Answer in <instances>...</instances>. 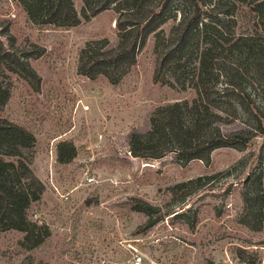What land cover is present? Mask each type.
I'll list each match as a JSON object with an SVG mask.
<instances>
[{
	"label": "rangeland",
	"instance_id": "1",
	"mask_svg": "<svg viewBox=\"0 0 264 264\" xmlns=\"http://www.w3.org/2000/svg\"><path fill=\"white\" fill-rule=\"evenodd\" d=\"M73 3L81 21L66 29L35 25L17 0H0V31L6 30L17 46L36 44L45 50L30 60L41 79L38 91L8 73L10 98L0 118L35 138L28 153L44 192L27 215L49 232L31 251L20 246L21 233H1L0 264H102L136 252L152 264H264V119L242 112L227 117L223 133L251 132L254 138L243 150L213 151L209 165L182 163L174 153L159 160L134 158L129 135L148 130L155 108L190 101L194 91L153 82L154 35L117 84L79 75V52L86 43L117 44L118 14L111 6L85 19L83 1ZM172 24L162 30L168 33ZM252 92L264 113V82ZM61 141L76 149L67 164L56 161ZM260 152L261 163L256 159ZM259 174L263 227L250 231L240 219V190L245 178ZM199 177L202 181L192 188L174 189ZM135 199L154 207L153 215L136 211Z\"/></svg>",
	"mask_w": 264,
	"mask_h": 264
},
{
	"label": "trees",
	"instance_id": "2",
	"mask_svg": "<svg viewBox=\"0 0 264 264\" xmlns=\"http://www.w3.org/2000/svg\"><path fill=\"white\" fill-rule=\"evenodd\" d=\"M82 1L85 19L114 7L118 14L115 22L118 42L114 47H109L106 40L86 43L79 52V75L90 80L105 77L111 84H117L136 64L148 37L154 35L153 82L194 91L190 101L154 109L148 130L129 135L131 156L159 160L174 153L182 163L198 160L209 165L211 153L217 149L247 147L253 133L225 134L221 125L227 117L234 119L240 112L258 114L264 119L252 94L256 83L264 82V0ZM17 2L35 25L69 29L81 21L73 0ZM168 22L173 24L165 33L162 26ZM6 32L0 31L8 41L5 44L0 39V110L10 98L8 73L39 90L41 79L30 60L40 58L45 52L36 44L17 46ZM259 121L256 120L258 125ZM34 144L30 132L0 118V234L21 233L20 246L27 251L41 246L49 234L27 215L30 206L44 192V185L31 169L32 157L28 152ZM261 154L256 157L260 163ZM75 156L71 142L57 144V163L67 164ZM201 181L199 177L177 184L174 189L185 185L192 188ZM261 184L259 174L245 178L241 185L240 219L250 231H260L263 227ZM132 206L146 216H152L155 211L140 199L133 200Z\"/></svg>",
	"mask_w": 264,
	"mask_h": 264
},
{
	"label": "built area",
	"instance_id": "3",
	"mask_svg": "<svg viewBox=\"0 0 264 264\" xmlns=\"http://www.w3.org/2000/svg\"><path fill=\"white\" fill-rule=\"evenodd\" d=\"M89 182H92V180L89 179ZM102 264H152V263L150 261L147 262L140 252H136L135 254H132L131 257L125 260L113 261L111 263L107 261V262H102Z\"/></svg>",
	"mask_w": 264,
	"mask_h": 264
}]
</instances>
